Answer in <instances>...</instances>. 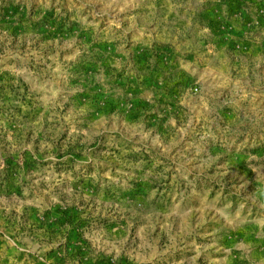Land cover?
I'll return each mask as SVG.
<instances>
[{
	"label": "rangeland",
	"instance_id": "374dc122",
	"mask_svg": "<svg viewBox=\"0 0 264 264\" xmlns=\"http://www.w3.org/2000/svg\"><path fill=\"white\" fill-rule=\"evenodd\" d=\"M0 264H264V0H0Z\"/></svg>",
	"mask_w": 264,
	"mask_h": 264
},
{
	"label": "crops",
	"instance_id": "0c3cea01",
	"mask_svg": "<svg viewBox=\"0 0 264 264\" xmlns=\"http://www.w3.org/2000/svg\"><path fill=\"white\" fill-rule=\"evenodd\" d=\"M17 251H19V250H17ZM21 251H23V250H21Z\"/></svg>",
	"mask_w": 264,
	"mask_h": 264
}]
</instances>
